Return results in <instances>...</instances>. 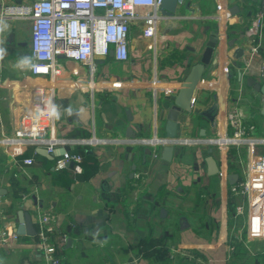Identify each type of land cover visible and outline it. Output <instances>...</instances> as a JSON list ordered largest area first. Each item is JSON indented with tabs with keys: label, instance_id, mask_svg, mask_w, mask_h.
<instances>
[{
	"label": "crops",
	"instance_id": "0c3cea01",
	"mask_svg": "<svg viewBox=\"0 0 264 264\" xmlns=\"http://www.w3.org/2000/svg\"><path fill=\"white\" fill-rule=\"evenodd\" d=\"M28 1L0 0V8ZM260 5L177 0L174 16L158 25L153 39L131 28L126 61L95 57L91 73L58 59L61 76L52 80L29 72V23L0 22V138L12 137L32 114L41 89L53 99L48 138L61 141L52 159L40 153L44 145L0 144V231L14 230L18 211L30 216L35 230L0 244V264H49L36 235L46 211L54 216L51 243L61 264H264V239L247 235L246 215L235 217L236 205L247 209L246 200L230 193V180L244 176L250 149L209 144L232 133L227 117L237 110L264 138L262 95L246 82H262L264 31L259 56L247 66L245 35ZM213 36L212 63L190 111L178 117L176 137L167 140L168 109ZM236 47L244 49L243 59H232ZM152 140L160 143L144 144ZM168 144L170 161L162 158ZM62 149L82 157L79 169H54ZM208 156L216 175L207 174ZM26 158L32 164L23 165ZM261 219L264 226V213ZM174 251L198 258L170 260Z\"/></svg>",
	"mask_w": 264,
	"mask_h": 264
},
{
	"label": "built area",
	"instance_id": "2783aa9c",
	"mask_svg": "<svg viewBox=\"0 0 264 264\" xmlns=\"http://www.w3.org/2000/svg\"><path fill=\"white\" fill-rule=\"evenodd\" d=\"M162 0H29L26 3H9L0 8V22L27 21L30 26L29 72L34 76L49 77L51 80L61 76L58 57L86 65L92 73L95 57H106L112 51L116 61H126L128 57V36L131 28L139 27L141 35L153 39L158 25L168 20L160 12ZM264 31V0L255 12L245 35L250 40L246 61L259 56ZM152 49L151 47H148ZM52 98H47L43 90L38 91V103L32 114L22 118L20 127L12 137L1 136L0 144L7 147L24 148L44 145L49 155L55 153L61 143L53 137L48 138V127L53 121ZM232 133L228 136L209 140V144L220 147H246L250 149L249 163L243 178L230 188L234 197L246 200L244 205H236L235 217L247 219V235L251 239H264L262 213H264V154L257 155L254 149L264 146V138L254 137L255 126L247 124L240 110L227 117ZM96 140L90 141L95 143ZM160 141H148L146 145L156 146ZM192 143V142H191ZM21 153V151H19ZM82 157L64 152L54 163V169L68 167L70 163L79 169ZM23 165L32 164L26 158ZM261 220V221H260ZM54 216L42 212L38 218V244L44 259L49 264H61L51 243ZM260 225H258V224ZM256 225V226H255ZM18 236L11 227L0 231V244L15 242ZM64 241V239H62ZM176 254L193 259L189 255Z\"/></svg>",
	"mask_w": 264,
	"mask_h": 264
},
{
	"label": "water",
	"instance_id": "95a60500",
	"mask_svg": "<svg viewBox=\"0 0 264 264\" xmlns=\"http://www.w3.org/2000/svg\"><path fill=\"white\" fill-rule=\"evenodd\" d=\"M177 0H162L160 5V12L163 16L167 19H171L174 16L176 10ZM217 37H211L207 44L206 48L204 49L200 61L194 64L187 74L182 87L179 89L176 97L173 100L172 105L168 109V114L166 117V124H165V137L167 140H172L177 135V121L179 115L183 111H190L192 103H193V94L197 84L199 83L202 74L205 68L212 63L211 56L213 53V49L216 45ZM109 55L112 56V51L109 52ZM232 59H243L244 58V49L242 48H234L231 54ZM62 59L64 57H58ZM214 62V61H213ZM241 74H239V77ZM261 78L262 82L257 83L252 78H247L246 82L247 85L252 87V89L259 94L262 95V105L260 109V114L264 117V62L262 64L261 69ZM200 135L203 136L204 132L201 131ZM40 153L45 157L52 159L55 154L49 155L46 150L39 149ZM173 146L171 144L166 145L163 148L162 158L166 161H170L172 156ZM65 152L64 149L61 150L60 155ZM205 163L207 165V174L212 176L218 174L219 170L216 165V162L211 156H208L205 159ZM73 164L70 163L68 166H72ZM235 181L230 180L231 184H234ZM164 211H161L163 214ZM18 225L14 228V232L18 236H34L35 230L31 223L30 216L22 211H18Z\"/></svg>",
	"mask_w": 264,
	"mask_h": 264
},
{
	"label": "trees",
	"instance_id": "16d2710c",
	"mask_svg": "<svg viewBox=\"0 0 264 264\" xmlns=\"http://www.w3.org/2000/svg\"><path fill=\"white\" fill-rule=\"evenodd\" d=\"M172 254V253H171ZM184 254H186V255H188L187 253H184ZM176 256H180V258L182 259V260H186L187 259V257L186 256H182L181 254L179 255V254H175V255H173L172 254V256H170L171 258H170V260H172L174 257H175V259L177 258ZM195 258H198V257H196V256H193V261H196L195 260Z\"/></svg>",
	"mask_w": 264,
	"mask_h": 264
},
{
	"label": "rangeland",
	"instance_id": "374dc122",
	"mask_svg": "<svg viewBox=\"0 0 264 264\" xmlns=\"http://www.w3.org/2000/svg\"><path fill=\"white\" fill-rule=\"evenodd\" d=\"M258 134H259V127H257V129L255 130V133L253 134V136L259 138L260 135H258ZM256 148H258L260 151L264 150V147H261V146H257ZM181 252H184L185 253V251H181Z\"/></svg>",
	"mask_w": 264,
	"mask_h": 264
}]
</instances>
